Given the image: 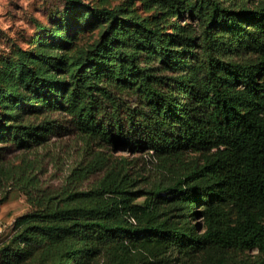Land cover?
Wrapping results in <instances>:
<instances>
[{
    "label": "trees",
    "instance_id": "obj_1",
    "mask_svg": "<svg viewBox=\"0 0 264 264\" xmlns=\"http://www.w3.org/2000/svg\"><path fill=\"white\" fill-rule=\"evenodd\" d=\"M157 5L178 28L172 16L198 18L194 34L67 0L65 21L108 22L72 55L77 71L58 52L12 70L0 140L34 149L68 135L77 151L58 184L32 159L0 165V191L32 207L0 264H249L230 249L264 264V0Z\"/></svg>",
    "mask_w": 264,
    "mask_h": 264
},
{
    "label": "rangeland",
    "instance_id": "obj_2",
    "mask_svg": "<svg viewBox=\"0 0 264 264\" xmlns=\"http://www.w3.org/2000/svg\"><path fill=\"white\" fill-rule=\"evenodd\" d=\"M97 7H122L125 17L136 16L139 19H145L152 24L160 25L164 37L175 35L178 30L181 33L194 34L187 31L190 26H198L200 20L192 17L188 12L183 15L172 16L173 23L183 24L177 27L176 24L169 25L165 22L163 9L157 5L158 0H84ZM179 5H197L199 0H169ZM67 0H0V92L4 89L11 91L14 89L8 84L12 70L23 58L31 61L37 57L40 52L53 53L58 52L65 55L64 67L68 68L69 74H74L77 67L73 66L72 55L77 50L94 43L102 36L107 28L108 22L93 20L90 13H83L81 21L76 24L73 21H65L63 11ZM230 5V4H228ZM243 5L240 3L239 7ZM236 7V9H240ZM69 24L65 30L57 32ZM65 25V26H64ZM49 28L48 31L42 28ZM71 28V29H70ZM197 28V27H196ZM50 37V42H44L42 39ZM56 37V38H54ZM70 38V39H69ZM66 41V42H65ZM63 42L64 45L62 44ZM60 43V45H59ZM38 105L39 99H35ZM25 100V105L28 104ZM6 102L0 94V115L8 117L15 113L7 110ZM4 128L0 125V131ZM0 147H4L0 154L1 167L12 168L15 165L22 164L24 161L32 159L38 168L45 170L42 175L49 183L58 184L64 179L67 173L68 165L75 159L77 147L72 143L70 136H57L51 134L50 139L39 148L22 149L17 148L9 141H1ZM34 151V152H33ZM132 155L130 151L125 152ZM11 183V182H10ZM7 194V197L0 201V262L1 246L7 242L17 231L15 222L18 217L31 211L32 207L26 195L15 187L1 188L0 199ZM226 207H231V203H225ZM234 212V209H233ZM229 255L239 262L255 263L262 259L257 249L241 250L230 249Z\"/></svg>",
    "mask_w": 264,
    "mask_h": 264
}]
</instances>
